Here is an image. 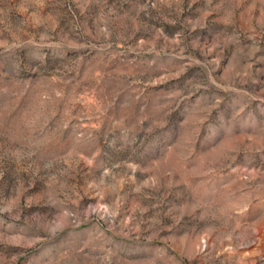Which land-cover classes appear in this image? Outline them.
<instances>
[{"label": "rangeland", "instance_id": "1", "mask_svg": "<svg viewBox=\"0 0 264 264\" xmlns=\"http://www.w3.org/2000/svg\"><path fill=\"white\" fill-rule=\"evenodd\" d=\"M0 264H264V0H0Z\"/></svg>", "mask_w": 264, "mask_h": 264}]
</instances>
